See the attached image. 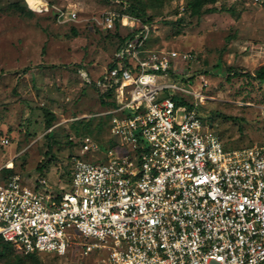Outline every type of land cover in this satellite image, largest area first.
I'll list each match as a JSON object with an SVG mask.
<instances>
[{"label":"built area","instance_id":"2783aa9c","mask_svg":"<svg viewBox=\"0 0 264 264\" xmlns=\"http://www.w3.org/2000/svg\"><path fill=\"white\" fill-rule=\"evenodd\" d=\"M98 23L127 28L94 83L112 92L116 144L84 136L69 191L54 192L44 177L32 187L16 174L1 179L0 240L24 253L76 245L95 264H264V140L223 145L197 111L203 75L158 82L191 51L146 47L149 25L125 12L106 11Z\"/></svg>","mask_w":264,"mask_h":264},{"label":"rangeland","instance_id":"374dc122","mask_svg":"<svg viewBox=\"0 0 264 264\" xmlns=\"http://www.w3.org/2000/svg\"><path fill=\"white\" fill-rule=\"evenodd\" d=\"M138 1L148 20L142 22L141 17L125 13L149 25L147 47L189 50L194 55L189 63L178 64L174 77L181 82L189 77L194 84L199 75L206 79L205 99L197 111L210 129L229 147L262 142L264 82L232 72L253 73L264 64V0H194L191 12L181 15V0ZM120 3L0 0V180L16 174L32 187L44 177L54 192L69 191L66 165L68 157L78 153L81 139L89 135L104 147L116 144L109 133L114 106L101 103V91L94 83L117 45L113 31L98 22L106 11L121 12ZM67 10L76 11L74 20L63 19L60 12ZM121 32L126 33L127 28L122 27ZM171 80L158 78L160 83ZM177 95L193 101L189 94ZM40 161L42 172L36 169ZM95 262L83 259L76 245L63 255H29L12 247L0 256V264Z\"/></svg>","mask_w":264,"mask_h":264},{"label":"trees","instance_id":"16d2710c","mask_svg":"<svg viewBox=\"0 0 264 264\" xmlns=\"http://www.w3.org/2000/svg\"><path fill=\"white\" fill-rule=\"evenodd\" d=\"M194 0H181L180 1V4L178 6V9H180V6L183 7V9L181 10H178V12H180L179 15L183 14V12H191V10L193 9L194 7ZM13 5L15 7H19L18 3L17 2H13ZM262 6L264 7V3L262 4ZM120 7H121V12H128L136 17H141L142 19V22L148 20L149 18L147 19H144L145 17V8L143 5L140 4V2L138 0H121V3H120ZM179 19H181V17H179ZM117 26V24H116ZM114 27L112 30L110 31H113V33L117 36V45L115 46V48L125 39V37L127 36L126 33H122L121 32V28L123 26L119 25V28L120 30H117V27ZM146 47L148 46V42L145 41V44H144ZM109 65H112L111 62H109ZM233 74H240L242 76H246L248 78H251L259 83H262L264 82V64L263 65H260L257 69H255V71L253 73H249V72H232ZM174 76L175 74L172 73L171 71L169 72V77L171 79H174ZM193 77V76H192ZM229 78V77H228ZM100 101L102 104L104 105H114L115 104V101L114 99L112 98V92L111 91H108V92H105V93H100ZM177 102H179L178 100H176ZM51 125V121L50 119H47L46 120V126L49 127ZM98 142V141H97ZM99 145L101 147H104V143H100L98 142ZM223 145L225 147H229L227 145H225V143L222 141ZM45 155H48V152L46 151L45 152ZM72 157V156H71ZM70 156L68 157V163L66 165L67 167V180L71 178V169H72V164H73V161H72V158ZM43 166L44 164H42V161L38 162L37 165H36V169L39 171V172H42L43 170ZM4 171L6 172H9L11 171L10 168H5ZM24 182V181H23ZM36 183H34L33 185H35ZM14 247V245L10 242H6V241H2L0 240V256H2L3 254H5V252L7 250H11ZM16 249V248H15ZM18 250V249H17ZM20 251V250H18ZM22 252V251H20ZM24 253V252H22ZM35 253H39L37 251H34V252H29V253H24V254H35Z\"/></svg>","mask_w":264,"mask_h":264},{"label":"bare ground","instance_id":"6f19581e","mask_svg":"<svg viewBox=\"0 0 264 264\" xmlns=\"http://www.w3.org/2000/svg\"><path fill=\"white\" fill-rule=\"evenodd\" d=\"M30 3H35L36 1L38 2L39 0H28ZM11 163L10 161H8L7 165L8 166H11Z\"/></svg>","mask_w":264,"mask_h":264},{"label":"crops","instance_id":"0c3cea01","mask_svg":"<svg viewBox=\"0 0 264 264\" xmlns=\"http://www.w3.org/2000/svg\"><path fill=\"white\" fill-rule=\"evenodd\" d=\"M263 7V6H262ZM264 8V7H263ZM116 48H114V50H115ZM114 50H113V52H114ZM112 56H113V53H112ZM112 56H111V58H112ZM109 65V64H108Z\"/></svg>","mask_w":264,"mask_h":264}]
</instances>
